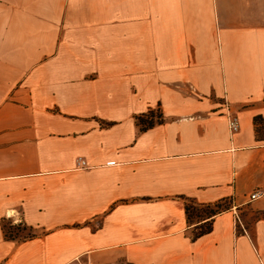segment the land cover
I'll return each mask as SVG.
<instances>
[{
	"label": "crops",
	"instance_id": "crops-1",
	"mask_svg": "<svg viewBox=\"0 0 264 264\" xmlns=\"http://www.w3.org/2000/svg\"><path fill=\"white\" fill-rule=\"evenodd\" d=\"M255 116L264 0H0V264H264ZM184 198L230 208L193 240Z\"/></svg>",
	"mask_w": 264,
	"mask_h": 264
},
{
	"label": "trees",
	"instance_id": "trees-1",
	"mask_svg": "<svg viewBox=\"0 0 264 264\" xmlns=\"http://www.w3.org/2000/svg\"><path fill=\"white\" fill-rule=\"evenodd\" d=\"M135 120L141 130H146L153 127L156 123L162 122L163 118L160 112L158 113L157 117H154L152 114V109H148L146 112L137 114L135 116ZM253 120L255 129L259 131L260 127H258L256 124V116ZM109 124L110 123H107V125ZM261 129L264 131V126H261ZM229 208L230 202L228 200H219L213 203H199L191 198H184L186 221L188 225H192L193 227L192 239L195 240L198 237L211 232L213 218L220 212ZM1 226L5 237L8 239L20 241L34 235V233L31 232L28 227L22 224H13L10 221H3Z\"/></svg>",
	"mask_w": 264,
	"mask_h": 264
},
{
	"label": "rangeland",
	"instance_id": "rangeland-1",
	"mask_svg": "<svg viewBox=\"0 0 264 264\" xmlns=\"http://www.w3.org/2000/svg\"><path fill=\"white\" fill-rule=\"evenodd\" d=\"M219 102L220 103H227V104H229L228 101L225 98H221ZM158 113H159V110H158L157 107L154 108V109H152V114L154 115V117H157ZM259 131H260V133H264V131L261 129V126H260V130ZM249 200H251V199L249 198ZM240 209L241 210L237 212L238 213V216L242 220V224H240V223L237 224V228L239 230H242L243 227L249 229L251 227L252 222H254V220L256 218H258L260 216H263V214L257 213L256 211L252 210L248 205L247 206L245 205L243 207H240ZM29 230L31 231V229H29ZM26 232H24V233H26Z\"/></svg>",
	"mask_w": 264,
	"mask_h": 264
},
{
	"label": "built area",
	"instance_id": "built-area-1",
	"mask_svg": "<svg viewBox=\"0 0 264 264\" xmlns=\"http://www.w3.org/2000/svg\"><path fill=\"white\" fill-rule=\"evenodd\" d=\"M227 105H228L227 103H222L223 112L227 115V126H228V129L230 132H236L239 129V121H238V118L235 114L230 113ZM77 164L80 168L87 167V163L82 159H78ZM261 194H262V191L255 190L249 195V198L251 200L256 199L259 196H261ZM82 264H98V263L92 262V261H86Z\"/></svg>",
	"mask_w": 264,
	"mask_h": 264
}]
</instances>
